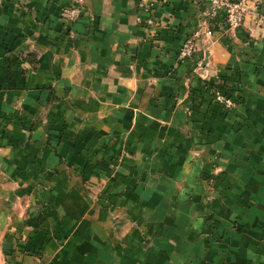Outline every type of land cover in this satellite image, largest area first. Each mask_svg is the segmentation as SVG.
I'll return each mask as SVG.
<instances>
[{"label": "crops", "instance_id": "crops-1", "mask_svg": "<svg viewBox=\"0 0 264 264\" xmlns=\"http://www.w3.org/2000/svg\"><path fill=\"white\" fill-rule=\"evenodd\" d=\"M72 2L0 12V264H264V0L205 76L178 60L204 0H86L67 29Z\"/></svg>", "mask_w": 264, "mask_h": 264}, {"label": "built area", "instance_id": "built-area-1", "mask_svg": "<svg viewBox=\"0 0 264 264\" xmlns=\"http://www.w3.org/2000/svg\"><path fill=\"white\" fill-rule=\"evenodd\" d=\"M86 0H74V6L65 10L63 18L69 22L77 21L85 12ZM259 0H204V7L201 10V18L197 28L188 36L178 53V60L184 62L194 59L200 51L202 58L197 63L195 71L201 69L204 62L206 48L215 32L230 33L236 35L246 23L247 18L256 14ZM142 7L147 6V10L152 16L145 22L149 27L156 24L154 18V5L144 1ZM4 0H0V12L3 10ZM206 46V47H205ZM210 97L215 105L220 106L224 111L231 112L237 106V101L233 95L223 89L213 88L209 91Z\"/></svg>", "mask_w": 264, "mask_h": 264}, {"label": "rangeland", "instance_id": "rangeland-1", "mask_svg": "<svg viewBox=\"0 0 264 264\" xmlns=\"http://www.w3.org/2000/svg\"><path fill=\"white\" fill-rule=\"evenodd\" d=\"M86 2V1H85ZM72 6H74V0H73V2H72V4L69 6V7H67V8H65L64 10H65V13H66V11L68 10V9H70V8H72ZM85 8H86V5H85ZM64 10H63V12H64ZM63 12H62V14H63ZM85 14V12L83 13V15ZM82 15V16H83ZM81 16V17H82ZM80 17V18H81ZM93 17V16H92ZM79 18V19H80ZM62 19L63 20H65V24H66V27H67V29L68 28H70V26L71 25H73L74 23H76L77 21H75V22H69L68 21V19H64L63 18V16H62ZM92 19H94V18H92ZM69 34L72 36V37H75L74 36V32L73 31H71V30H69ZM30 54H33V53H28L26 56L28 57V59L29 60H31V55ZM30 56V57H29ZM57 100V98L56 97H53V99H52V101H56ZM49 106H50V104H49ZM45 115V114H44ZM48 115H46L45 117H47ZM30 117V115H28L27 116V118H29ZM49 117V116H48ZM27 118H25V117H21V118H19L18 120L20 121V125H22L21 126V128H22V131H23V134H25L26 136H28V135H30V134H32V128H31V125H28V123H27V121H26V119ZM49 118H51V116L49 117ZM52 120L53 121H55V123L53 122V123H51L52 125H55V126H58V128L57 127H49V128H46V130H47V136L49 137L50 136V130H54V129H56V130H59L60 132H61V134H63V135H58V136H56V138H58L59 139V143H62L63 141H64V139H65V146H70V148L74 145V139H73V142H71V143H68V142H66L69 138V135L67 134V129H66V127L64 128V125L63 124H61V122H62V118H61V116H55V117H53L52 118ZM31 122V121H30ZM35 123V122H34ZM63 123V122H62ZM51 128H53V129H51ZM64 135H65V137H64ZM53 136V135H52ZM49 140H50V138H49ZM67 163V160L65 159V166L67 165L66 164ZM206 182H207V184L209 185V187H211V185L213 184V182H211V180H212V178H211V176H207L206 177ZM87 181V180H86ZM87 190V192L89 193V196L91 197V195L93 194L92 192H91V190L89 189V188H87L86 189ZM39 192V191H38ZM40 193V192H39ZM13 194H12V196H11V200H13Z\"/></svg>", "mask_w": 264, "mask_h": 264}, {"label": "water", "instance_id": "water-1", "mask_svg": "<svg viewBox=\"0 0 264 264\" xmlns=\"http://www.w3.org/2000/svg\"><path fill=\"white\" fill-rule=\"evenodd\" d=\"M209 56H210V53L207 52L205 54L204 62H203L202 66H201V69L199 71V74L201 76H205V71H206L205 68L208 66Z\"/></svg>", "mask_w": 264, "mask_h": 264}, {"label": "trees", "instance_id": "trees-1", "mask_svg": "<svg viewBox=\"0 0 264 264\" xmlns=\"http://www.w3.org/2000/svg\"><path fill=\"white\" fill-rule=\"evenodd\" d=\"M30 55H31V56H34L33 54H30ZM29 57H30V56H29ZM34 57H35V56H34ZM25 59H26V60H29L27 56L25 57ZM32 62H35V61H32ZM34 64H36V63H34Z\"/></svg>", "mask_w": 264, "mask_h": 264}]
</instances>
